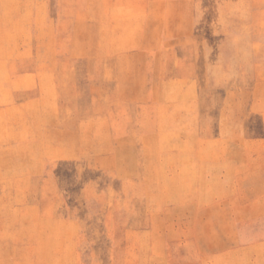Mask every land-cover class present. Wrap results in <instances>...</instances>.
Wrapping results in <instances>:
<instances>
[{
	"label": "rangeland",
	"instance_id": "rangeland-1",
	"mask_svg": "<svg viewBox=\"0 0 264 264\" xmlns=\"http://www.w3.org/2000/svg\"><path fill=\"white\" fill-rule=\"evenodd\" d=\"M0 264H264V0H0Z\"/></svg>",
	"mask_w": 264,
	"mask_h": 264
}]
</instances>
